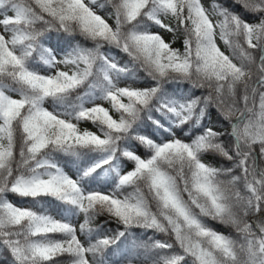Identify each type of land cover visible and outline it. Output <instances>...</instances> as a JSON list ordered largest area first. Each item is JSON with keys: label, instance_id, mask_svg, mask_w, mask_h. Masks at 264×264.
<instances>
[{"label": "snow or ice", "instance_id": "obj_1", "mask_svg": "<svg viewBox=\"0 0 264 264\" xmlns=\"http://www.w3.org/2000/svg\"><path fill=\"white\" fill-rule=\"evenodd\" d=\"M232 6L239 12L202 0H0V245L13 264H108L132 228L173 242H134L122 264H264V221L246 219L264 216V0ZM162 32L182 33L183 50ZM49 33L64 34L55 50ZM138 70L149 86H120ZM184 82L205 92L165 89ZM210 106L228 129L204 123ZM104 215L123 230L92 228Z\"/></svg>", "mask_w": 264, "mask_h": 264}, {"label": "trees", "instance_id": "obj_2", "mask_svg": "<svg viewBox=\"0 0 264 264\" xmlns=\"http://www.w3.org/2000/svg\"><path fill=\"white\" fill-rule=\"evenodd\" d=\"M205 7L209 10L212 9V6L214 4H219L221 7H226L230 11L235 10L238 12L239 9H233L232 6V0H202ZM98 3H104V0H98ZM110 11V8L106 7L105 9L101 10V14H104L105 12ZM245 19L247 18L249 21L252 20L251 17L245 16ZM213 19H219V17H213ZM109 20V23H111ZM113 22V21H112ZM174 23V22H173ZM166 40H173L175 39V43L173 44V47L180 48L183 50V35L182 33H177L174 37L172 33L162 32L161 33ZM52 37L51 40L47 41V46L53 47L55 50V45L57 43V36H63L62 33H49L47 34ZM218 44L220 45L221 49L224 50V45L222 41L218 40ZM113 55L116 56L117 60H119L122 64L128 62L129 58L120 52L119 50L114 49L112 52ZM128 84H131L133 87H146L149 86V81L146 78V74L142 70L137 71V78L135 81H121L120 86H127ZM165 89L169 92H173V90H179L181 92H187L192 91L195 95H201L205 92L204 89H192V86L188 82L184 83H170L165 85ZM105 107H110L107 103L104 104ZM114 117L118 118V114L113 113ZM205 124H207L209 127H213L216 130L224 131L227 129V121H224L222 117L220 116L219 112L214 106H210L209 108V114L206 116ZM82 128H88L91 131H96V128L91 125L90 122H82L81 123ZM258 145L256 146L258 151ZM136 151L141 156L145 155V149L142 146L137 145ZM211 160L210 162L208 160ZM205 161L214 164L215 166L219 167L221 164H223L225 167H231L233 162L230 161H224L220 157H216L214 154H209L205 157ZM259 167L264 168V159H260L257 161ZM74 165H68L66 168V171L69 172V175H72L74 172ZM127 167L130 169L132 167L131 164H128ZM234 175L240 174V169L234 170ZM243 191V189H241ZM9 199L17 204L18 206L23 207H29L31 206V201L29 198H21L16 196L15 194H9ZM38 208V206H37ZM50 214L56 216L57 218H60L57 214V211L54 208L48 209ZM255 216V221H264V216L261 214H250L246 219L249 223L250 217ZM73 222L76 224L77 228L79 229V224L83 222L82 217L74 218ZM214 223L215 225H218L221 230L217 231L224 233L225 235H229L232 238L236 240H240V235L236 232V230L231 226H225L220 225L216 222H209ZM255 225V224H254ZM253 225L254 229L255 226ZM91 227L94 229H99L100 233L102 235H115V233L119 230L122 231L123 227L121 225H118L114 220H110L106 215L97 217L91 224ZM132 235L127 236V238H121V241L114 246H111L105 253V257L108 259V264H122V259L120 257V252H122L125 249H131L133 246V243L140 245L145 243H151V241L148 239L149 237H152L153 239H158L161 241H168L173 242L172 239L165 240V235L162 233H153L151 230L145 231L142 228H132L131 230ZM78 235H81L78 231ZM164 236V237H163ZM56 238H61L59 234L56 235ZM82 241L85 239L83 235H81ZM139 255L142 257L144 255V249L139 248L137 249ZM62 261V264H67V261L70 259V257L64 256L59 258ZM0 264H13V258L8 251L7 248H5L3 245H0ZM147 264H150V261L147 262Z\"/></svg>", "mask_w": 264, "mask_h": 264}, {"label": "rangeland", "instance_id": "obj_3", "mask_svg": "<svg viewBox=\"0 0 264 264\" xmlns=\"http://www.w3.org/2000/svg\"><path fill=\"white\" fill-rule=\"evenodd\" d=\"M238 12H239V10H238ZM247 19V18H246ZM248 20V19H247ZM111 23H113L112 21H110ZM230 126H229V124H228V122H227V129L229 128ZM223 159V158H222ZM209 162L211 161L210 159L208 160ZM250 221H251V223H253V225L255 224L254 222H255V216H251L250 217ZM210 225L213 227V228H217L218 230H221V228L218 226V225H215L214 223H210ZM255 226V225H254ZM164 237V236H163ZM168 238L169 239H171L170 237H168V236H166L165 235V237H164V239L165 240H168Z\"/></svg>", "mask_w": 264, "mask_h": 264}]
</instances>
